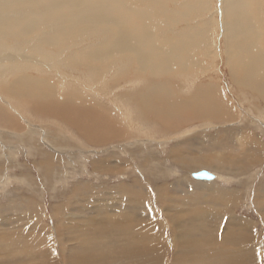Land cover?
Wrapping results in <instances>:
<instances>
[{"label":"bare ground","instance_id":"1","mask_svg":"<svg viewBox=\"0 0 264 264\" xmlns=\"http://www.w3.org/2000/svg\"><path fill=\"white\" fill-rule=\"evenodd\" d=\"M220 66L228 87L212 77L223 74ZM3 99L8 105L0 103V126L23 145L0 146V189L10 181L4 163L16 165L11 161L20 148L36 158L30 161L39 176L59 181L80 154L99 157L87 164L89 172L81 171L86 180L58 189L66 197L51 209L60 237L42 228L36 201H9L7 211L14 205L27 211L12 210L13 219L32 226L0 231V251L10 258L2 264H164L170 243L162 219L192 226L170 230L171 264L264 261L257 246L264 242V0H0ZM231 100L250 115V125L230 124L238 120ZM35 122L41 128L31 126ZM188 125L194 127L180 130ZM203 126L213 135L202 136ZM170 133L178 141L170 156L190 176L209 169L216 181L222 173L236 186L222 188L212 179L156 185L148 172L152 148L165 145ZM71 147L77 149L71 155L57 153ZM199 147L200 155L187 159L190 148ZM242 158L247 163H237ZM135 170L139 179L123 181ZM140 174L152 183L146 187ZM110 176L121 181L109 186ZM243 191L260 218L262 238L253 219L229 209L245 206ZM185 204L188 216L180 210Z\"/></svg>","mask_w":264,"mask_h":264},{"label":"rangeland","instance_id":"2","mask_svg":"<svg viewBox=\"0 0 264 264\" xmlns=\"http://www.w3.org/2000/svg\"><path fill=\"white\" fill-rule=\"evenodd\" d=\"M221 67V69L223 68L222 66H220ZM221 73H223V74H219L218 76H212V77H214L213 79L214 80H216V82L217 81H220L221 80V84H223V85H225V87H228V83H227V77H226V75H225V72H224V70L222 69L221 70ZM234 99V98H233ZM232 102H230L229 104L231 105V108L235 111V113L237 114L236 116L238 117L237 119V122H230V124L231 123H236V125H237V123H240V121H241V126H247L246 125V123L247 124H251V120L250 119H248V118H251L250 117V115L249 114H247V112L245 111V109H243V107L241 108V106L240 105H238V103H237V100H231ZM0 103H2V104H5V105H8V101H6V100H0ZM240 107V108H239ZM243 109V110H242ZM244 111V112H243ZM15 117H16V119L20 122V124H22V127L23 126H25L26 124H25V122H27L26 120V118H24V116L22 117L21 115H19V114H17V113H15V112H11ZM243 113V114H242ZM245 115V116H244ZM239 116H240V118H239ZM27 117V116H26ZM24 118V119H23ZM31 124V123H30ZM198 124L199 125H204V123H203V121L201 122H198ZM216 125H218L219 127H222V128H226V127H228V125H229V123H228V125H227V123H226V125L225 124H223L222 125V123L221 124H216ZM31 126H33V127H35V128H41L40 127V125L39 124H37L36 122H35V124L33 123V124H31ZM191 127L193 128L194 126H183L182 128H180V130H182L183 128V130L182 131H185V130H188V129H191ZM205 128V129H204ZM221 128V129H222ZM247 128H249V129H252L255 133H257V134H260L261 132L259 131V130H257V129H255L254 128V126H253V128L251 127V126H248ZM9 128H7V127H5V126H0V130L2 131V133H3V135H4V137L3 138H1L0 137V142H1V144H0V146H3L4 148H7L8 150L10 149V148H12V147H16V146H19V147H21V145H23V143L20 145V143L19 142H17L16 143V140L15 139H11L10 137H9V135L8 134H13L14 132H10V130H8ZM25 129H27V128H25ZM204 130V131H203ZM203 130L201 131V133H202V136H210V135H213V132L215 131V130H213V129H209V127H206V126H203ZM6 131H7V133H6ZM42 131V130H41ZM181 131V132H182ZM200 132V131H199ZM3 135H1V136H3ZM175 135V134H174ZM174 135H172L171 133L170 134H168V136L170 137H168L169 138V140L168 141H166V144L165 145H161L162 147H157V146H153V148H152V153H153V159H154V162H151V169L148 171L153 177H154V179H155V184L156 185H163V184H168V185H174L175 183H176V181L178 180V179H184V183H188L189 184V181L191 182V183H193V181H205V180H195V179H193L191 176H190V174H189V172H188V170L186 171L185 169H183L182 167H181V165H179L178 163H177V161L176 160H174V159H172L171 158V156H170V152H171V146L172 145H174V144H176L178 141H176V140H172V136H174ZM179 135H181V134H179ZM178 135V136H179ZM191 136H193V135H191ZM190 135L189 136H185L184 138H185V140H186V138L187 139H189L190 137H191ZM39 137V136H38ZM77 138V137H76ZM183 138V139H184ZM204 138V137H203ZM42 139V138H41ZM77 139H80L79 137L77 138ZM15 140V141H14ZM181 140L182 139H180V142H181ZM176 141V142H175ZM169 142V143H168ZM4 144V145H3ZM167 145V146H166ZM11 146V147H10ZM26 147V146H25ZM170 150H169V149ZM71 149H73L75 152H76V147H71L69 150H59L58 149V151H57V153H62V154H64L65 155V152L66 153H68V155H71L70 154V152H72L73 150H71ZM131 149V148H130ZM196 149L198 150V151H196ZM200 147L199 148H190V151H191V154H188L187 155V159H193L194 158V154H195V152L197 153V154H199L200 155V153H199V151H200ZM8 150L6 151V150H3L2 152H5V153H8ZM166 150V151H165ZM194 150V153L192 152ZM19 153H18V156L16 157V161L14 160V159H12V161L10 160V158H7L6 160L9 162V161H11L12 163L13 162H17V164L16 165H14V167H13V165H11V164H9V166H7V163H4V164H6V168H4L3 170H5V172H7V173H9L10 175H8V176H10L9 178H10V181H9V184H5L6 186L4 187V190H2V189H0V219L2 218V219H6L5 221H4V224H1L0 223V231H2V233L3 234H11V233H18L19 231H22V230H25V229H27L28 230V228H30L32 225L30 224H28L29 222H26L25 220H23V222H21V223H23L24 224V222H25V226L24 225H20V224H18V222L17 221H15V220H17L16 219V216H15V220L13 219V213H12V210H19V209H22V210H24V211H22V210H19V212H21L20 213V216H26L27 215V211H25V209H23V207L21 206V205H14V207L13 208H11V207H9V210L7 211V206L6 205H8L9 204V201L11 200V199H13V197H17V196H19V197H29V198H31L32 200H34V201H36L37 202V204H39L40 205V207H41V210H42V217H40L39 218V222H40V224H41V226H43L42 228H44V229H48V228H51L50 230L52 231V230H54L55 232H56V234H54L56 237H60L61 235H60V231H56V229H57V227H58V223L54 220V218H53V216H55V213L56 212H54V210H52L51 208V206H53L55 203L57 204V203H59V202H61L62 200H63V198H65V197H63V196H60L62 193H60V192H58V189H59V191H63L64 190V188H67V189H69L72 185H74V183H76V182H78V181H83V180H86V178H88L87 176H85L86 174H81V171H83L85 168H87V169H85V170H87L88 172H89V170H91V167L90 166H88L90 163V161L95 157V156H98L99 157V155L97 154V155H95L94 154V156L93 157H90V158H86L85 157V155L86 154H80L82 157H79V161L77 162V163H75L74 164V166H68V168H67V170L70 172V173H68L67 175H69V176H67V178H65V180L64 181H59L58 180V178H56L55 176H53L52 177V179L50 178V177H47L46 179H44V178H42L41 176H39V174H38V172H36V170L35 169H33V167H32V164L33 163H31L32 162V160L30 161V159L31 158H33V160L35 161L36 160V158L35 157H32V156H30L29 157V155L28 154H26V151H25V149L23 148H20L19 150ZM56 151H55V153H56ZM127 151V150H126ZM170 151V152H169ZM210 151V150H209ZM128 152H131V151H129L128 150ZM206 151H203V154L205 153ZM212 152H213V150H212ZM79 154V153H78ZM26 155V156H25ZM28 155V156H27ZM75 155V154H74ZM190 156V157H189ZM28 157V158H27ZM220 157V156H219ZM95 158H97V157H95ZM196 158H198V157H196ZM4 159L5 158H3V161H4ZM121 159H124V160H126V161H128L130 158L128 157V156H122V158ZM242 161H239V162H237V163H243V164H245V163H247V161L245 160V158L243 159H241ZM27 161V162H26ZM81 161H84V165L86 164H88L87 166L85 165H80L79 163H81ZM245 161V162H244ZM129 162V161H128ZM1 163H2V161L0 162V165H1ZM10 163V162H9ZM21 164V165H20ZM22 164H24V165H22ZM78 164H79V166H78ZM131 165H132V162L130 163ZM154 164V165H153ZM11 166H12V170H11ZM15 166H17V167H15ZM81 166H83L84 168H82ZM148 167H150V166H148ZM147 167V168H148ZM264 167V166H263ZM128 168V172H130V169H131V167H127ZM177 168V169H176ZM255 168H257V169H255ZM2 169V168H1ZM22 169V170H21ZM77 169V170H76ZM172 169V170H171ZM259 169V167L258 166H253L252 167V171L253 172H255V170H258ZM76 170V171H75ZM191 170H193V169H191ZM8 171H11V173L10 172H8ZM35 171V172H34ZM181 171V172H180ZM201 171H206V172H208V173H210L211 174V172L212 173H214L213 171H211V170H209V169H200V170H198L197 172H201ZM261 171V172H260ZM259 172L261 173H259V176H261V178H263L264 177V168H263V170H260ZM31 172V173H30ZM195 173H197L196 171H194ZM249 172V171H248ZM76 173H78L77 174V176H76ZM25 174V175H24ZM33 174V175H32ZM73 176H72V175ZM139 173L138 172H136V170H135V173H134V175H129V176H131V177H129V178H123V181H127V182H130V181H132L133 179H131L132 177L133 178H137V179H139V175H138ZM160 174H162L161 176H160ZM192 174H194V173H192ZM215 174V173H214ZM246 174L248 175V173L246 172ZM75 175V176H74ZM79 175V176H78ZM141 175V174H140ZM143 175V174H142ZM141 175V178L143 179V183H145V186L147 187L148 186V184L149 183H152V182H150V181H148V182H146L147 180H149V177L148 176H146V178L144 177V175L142 176ZM159 175V176H158ZM216 175V174H215ZM247 175L245 176V174H244V176L243 175H241V176H239L238 178H242V179H244L245 177H247ZM250 175V174H249ZM248 175V176H249ZM220 176V178L218 179V181H216V178H213L212 180H214L215 182L214 183H218L219 184V186L220 187H222V188H232V187H235L236 186V183H234V180H231L227 175H225V174H222V173H220L219 175H218V177ZM41 177V178H40ZM81 177V178H80ZM244 177V178H243ZM26 178H28V179H32L31 180V182L29 183L28 182V185H26ZM261 178H259V179H261ZM16 179V180H15ZM48 179V180H47ZM51 179V180H50ZM68 179V180H67ZM72 179V180H71ZM113 179V180H112ZM264 179V178H263ZM56 180V181H55ZM111 180V181H110ZM226 180V181H225ZM228 180V181H227ZM24 181H26V182H24ZM59 181V182H58ZM66 181V182H65ZM74 181V182H73ZM118 181H121V179H115L114 178V176H110V178H109V183H108V185L109 186H112V185H115ZM208 181V180H207ZM51 182V183H50ZM65 182V183H64ZM99 182V181H98ZM23 183V184H22ZM53 183V184H52ZM100 183H102V182H100ZM31 184V185H30ZM33 184V185H32ZM34 184H35V187H34ZM67 185H69V186H67ZM151 185V184H150ZM186 185V184H185ZM150 187V186H149ZM155 187L156 186H153V189H155ZM56 188H57V190H56ZM37 189H39V190H37ZM40 193V194H39ZM60 193V194H59ZM245 193H247V195H245ZM35 195V196H34ZM50 195V196H49ZM55 195H56V198H55ZM240 196H241V203L240 204H242L244 201H245V199H247V203L245 204V206L243 205V206H241V207H239V208H233V207H231V206H229V209L230 210H234L235 212H236V214H238V215H241V216H244V217H247V218H249L250 220H252L256 225V230L257 231H259L258 232V235H260L261 236V238H262V232H261V229H260V226H259V224H260V218H259V216H257V215H255L254 214V210H255V208L252 206V204L250 203L251 202V196H248V192H246V191H243L241 194H240ZM245 196H247V197H245ZM52 197V198H51ZM61 199V200H60ZM186 205V206H185ZM185 205H182V207H181V209L180 210H183L184 211V213L186 212V216H188V211H189V204H185ZM187 206H189V207H187ZM5 207H6V209H5ZM19 207V208H18ZM194 207H192L191 209H193ZM185 209H187V210H185ZM9 212V213H8ZM159 212V211H158ZM2 213H3V215H2ZM7 213V214H6ZM11 213H12V215H11ZM23 213V214H22ZM73 213V212H72ZM79 213V214H78ZM5 214V215H4ZM11 215V217H10V215ZM53 214V215H52ZM58 214V213H57ZM73 214H78L77 216H81L82 214H80V212L79 211H75ZM59 215V214H58ZM58 215H56V218H60V219H62V216H61V214L59 215V217H58ZM85 216H88L89 215V213L88 214H84ZM5 216H6V218H5ZM35 216V215H34ZM162 216V215H161ZM9 217V218H8ZM9 219V222H8V219ZM55 218V219H56ZM188 218V217H187ZM186 219V218H185ZM255 219V220H254ZM38 222V221H37ZM36 222V223H37ZM162 222H164L165 224H167L168 226H169V228H168V226H165L164 228H166V229H164V231H165V235H166V238H167V241L171 244V240L170 239H172L171 238V229H178L179 230V232H182L183 230H184V228L186 229L187 228V226H188V228H191L192 226H189V225H191V224H189L188 225V223L187 224H183V223H179V224H177V225H175V227L171 224V223H169V222H165V221H163V219H162ZM27 223V224H26ZM183 224V225H182ZM210 224H213V222L212 223H206L205 225H210ZM39 225V224H38ZM40 226V225H39ZM40 226V227H41ZM171 226V227H170ZM179 226V227H178ZM181 226H183V227H181ZM185 226V227H184ZM178 227V228H177ZM21 229V230H20ZM31 229V228H30ZM19 230V231H18ZM49 230V229H48ZM49 230V231H50ZM167 230H169L168 232H167ZM178 230H175V231H178ZM50 231V233L51 234H53V233H55V232H51ZM33 232V231H32ZM260 236H259V238H260ZM168 243V244H169ZM169 244V248L166 250V252H165V255L166 256H164L165 258H164V264H171V262H169L170 261V259L172 258V256H173V252H172V249H171V245ZM257 246H258V248L260 249V251L262 252L263 250H264V242L262 241V239H260L259 241H257ZM171 250V251H170ZM57 251V250H56ZM171 252V253H170ZM3 254V255H2ZM6 254V252H4V251H0V255H2L3 257H0V264H2L5 260H7V259H10V258H7V257H5V256H7L8 255V253H7V255H5ZM56 256L58 257L59 256V253L58 252H56ZM57 257H56V259H57ZM167 260V261H166ZM264 263V261H263V259H262V264Z\"/></svg>","mask_w":264,"mask_h":264},{"label":"water","instance_id":"3","mask_svg":"<svg viewBox=\"0 0 264 264\" xmlns=\"http://www.w3.org/2000/svg\"><path fill=\"white\" fill-rule=\"evenodd\" d=\"M191 177L195 180H211V179H213L212 174H210L206 171L194 173L191 175Z\"/></svg>","mask_w":264,"mask_h":264}]
</instances>
